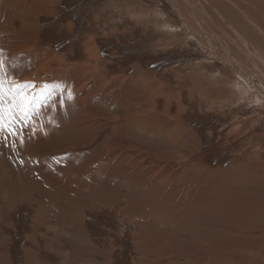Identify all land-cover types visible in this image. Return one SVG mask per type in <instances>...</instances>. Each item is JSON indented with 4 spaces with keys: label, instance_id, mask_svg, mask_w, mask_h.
<instances>
[{
    "label": "rangeland",
    "instance_id": "374dc122",
    "mask_svg": "<svg viewBox=\"0 0 264 264\" xmlns=\"http://www.w3.org/2000/svg\"><path fill=\"white\" fill-rule=\"evenodd\" d=\"M42 1L28 0V7L35 9L36 24L30 33L31 50L33 53H45L33 66L38 69L37 77L28 84L25 93L31 91L32 94L28 95L34 96L41 103V94L37 95L39 87L56 76L60 67L63 73H72L70 68L73 67L71 78L74 79L75 75V81L82 79V84L91 80L102 82L101 88L95 86L84 89L89 97H97L94 101L96 112H100L99 107L106 108L107 104L100 102L98 97L107 91L106 94L110 95L107 102L111 101L112 109H118L122 105L121 102L128 107L127 102L133 104L136 100L135 108L140 114L139 117L136 116L138 119L144 118L142 112H146L148 117H162L167 113L174 123L162 128L163 132L176 131L189 137L186 133L189 129L196 134L191 132L192 137L189 139L192 143L187 146V149L197 148L193 155L187 152L186 145L176 151L170 145H161L160 149L164 152L174 151L173 156H176L175 153L182 155L183 159L193 156L190 159L192 164L168 162L165 168L167 173H170L171 168L172 172L178 171L170 178L183 179L194 163L205 165L206 175L209 176L210 172L215 175L212 178L222 179L220 177L223 172L225 182H228L225 169L236 164L237 159L245 164L263 168L264 165L258 162L261 160L264 163V141L258 142L264 138L263 13L259 14L244 0ZM14 2L0 0V9L3 4L14 5ZM19 9L20 7L16 8V15L13 16L16 31L25 27V19L20 16ZM25 18L29 19V15L26 14ZM9 34L8 32L5 36L10 38ZM5 36L0 37V55ZM93 51L98 54L95 55ZM84 63L95 67L83 69ZM33 68L28 71L29 75H34ZM0 69L3 70L1 67ZM8 76H0L5 94V109L8 108L13 94L8 85L12 75ZM141 94L144 98L137 100ZM64 106L62 111H54L55 106L53 107L54 115H59L56 121L60 123L57 127L59 133L55 130L56 127L52 126V122L49 125L44 116L38 117L44 113L39 104L33 106V111L26 121L14 123L16 134H12L8 126L0 132V150H3L0 151V195H3L0 201L3 197L10 199V192H13L9 184L10 177L6 175L10 171L8 165L15 175L20 176L16 181L20 180L21 189L26 186L23 181L34 185L31 187L34 194L30 197L31 201H17L9 214L10 219L6 218L8 213L0 212V220L6 218L5 224L0 222V264H229L222 262V258L228 256L239 261V264H264V239L257 229V226L264 223L263 220V223L257 220L256 224H249L251 230L241 225L243 228L236 231V234L229 230L230 226L227 227L228 224H238L232 219L235 216L227 218L222 217V213H217L221 218L215 219L216 213L212 210H208L201 219L198 214L195 222L184 219L185 224L164 221L161 223L157 219H147L146 216L153 210L146 209V213L139 214L130 213V209L125 211L131 201L141 205L144 203V198L126 196L130 195L128 191L114 203L116 195L105 190L104 205L109 208L105 209L107 211L104 213L87 212L88 206L96 202L91 198L78 203L80 214L86 217L85 223L80 224V229L68 216L64 218L67 219L63 221L65 224H54L49 217L51 224H45V212L36 204L44 195L42 188L39 189L40 186L47 189L49 186L46 184L48 180L40 175L41 160L43 164L51 162L53 173V170H58L59 167L64 170L61 174H67L71 170L83 172L87 168L93 171L92 165L101 162L99 156L93 154L95 147L104 150L105 141L113 135H116L117 139H135L128 125H123L119 130L115 128L114 121L118 119L117 116L111 119L113 122L100 117L95 121L93 113L88 120L92 127L87 123L86 130H78L75 117L78 106L75 103L69 107L66 103ZM153 108L157 109L154 113ZM110 114L113 115L112 110ZM25 125L34 134H39L40 131V137L43 135V139L36 136V139L31 141L30 145H34L35 150L33 155L26 154L29 145L23 132ZM151 132L152 130L139 133V136L145 135L144 140L147 143L152 139ZM38 139L43 140L41 144L36 143ZM91 140L90 143L81 144ZM42 144H45L46 149L49 147L48 150L60 148L62 151H44ZM117 146L119 149L124 147L122 143ZM57 162H60V165H57ZM33 166L37 167V171ZM90 166L92 168H89ZM98 174L110 184L109 177L100 173V169ZM86 175L88 178H95ZM112 179H115L112 186L116 188V192L117 188H123V181L116 185L119 178ZM194 179L198 180L195 176ZM32 180L38 184H34ZM244 184L227 187V196L235 197L233 200L244 199L243 202L247 203L251 201V206L252 201H255L254 209L258 212L261 202L253 197V191L259 189L258 179L252 180L251 186L245 191H236L243 189ZM51 189L53 190L52 187ZM51 189L49 187L48 191ZM205 193L213 195L209 190ZM220 193L221 191L218 195H223ZM96 195L94 193L92 197ZM261 198H264V194H261ZM48 199H51L49 202L53 207L57 205V199L53 196L50 195ZM69 199L63 197L66 203H74ZM129 221H132L131 224ZM11 222L13 224H10ZM152 222L156 224H151ZM159 226L164 228L163 231H159ZM233 237H237V240H233L235 245L229 243ZM239 241L257 246L256 253L249 257L252 253L240 250L236 244ZM236 246L239 249H236ZM206 251L208 254H205ZM157 258L160 260L156 261Z\"/></svg>",
    "mask_w": 264,
    "mask_h": 264
},
{
    "label": "bare ground",
    "instance_id": "6f19581e",
    "mask_svg": "<svg viewBox=\"0 0 264 264\" xmlns=\"http://www.w3.org/2000/svg\"><path fill=\"white\" fill-rule=\"evenodd\" d=\"M14 1H17V2H14ZM234 1L239 2L240 0H234ZM13 2L14 3L12 4L14 5H9V3L3 4L2 8L0 9V37L3 35L5 36L8 32L10 33L9 35L11 36L10 38H7L5 36L3 40V45L1 46L2 55H0V60L2 61V65L0 67L3 70L0 69V76L3 77V74H6V76H8V74L12 75L11 77L12 79H10L11 80L10 84H8L12 88V91H13L12 93L17 91L15 87L16 85H20V86L28 85L31 81H33L37 77L38 69L33 68V66L36 64L39 58L42 57L43 54L45 53V51H39V52L33 53L31 50L32 36L30 35V33L33 31V29H35V25H36L34 21V10L35 9L33 7H30V8L28 7V0H13ZM43 2L44 1H42V3ZM244 2L252 5V7H254L255 10L259 14H262V13L264 14V0H244ZM30 6H31V3H30ZM17 7H20L19 9L20 16L25 19L23 20L25 21V27L21 31H16L14 27V23H13L14 22L13 16L16 15ZM26 14L29 15V19L25 18ZM93 53L95 55L98 54L97 51H93ZM83 66L85 67L83 69H86L87 67H91V68L95 67V65H91L88 63H84ZM32 68H33L34 75H29L28 71L32 70ZM72 68H70L72 73L68 71H65L63 73L60 67V71L56 74V76L49 79L41 87H39L38 89L39 92L37 93V95L41 94V96H39L41 103H38V104L42 106L41 111L42 112L44 111V113L43 115L38 114L39 115L38 117L41 118V116H44L46 121H49V125L52 122L54 124L52 126H54V128L56 127L55 130L57 131V133H59V129L57 127H58V124L60 123L56 122L59 119V115H56V114L54 115L53 107L55 106L54 111L56 110L62 111V107L64 106V104L66 105L67 103L69 107L70 105L75 103L78 106L77 107L78 113H77V116H75L76 122L78 124V127H77L78 130H81V131L86 130V127H88L87 123H90L88 122V120L92 116H95L96 118L95 121H97V118L100 117V118L106 119V121L108 122H113L111 119L117 116L118 119H115L114 121L115 128L119 130V129H122L123 125H128L129 129H132V134L135 137V139H130L129 137H121L117 139L116 135H113L105 141L103 145L104 150H100V149L98 150V147H95L93 154L96 156H99V158L101 159V162L99 161L100 163L98 165H92L94 167L93 171L87 168V170H84L83 172H76L75 170H71V172H68L67 174H61L62 173L61 171H64V170H60L61 168L59 167L58 170H53L55 171V173H53L51 170V166H52L50 164L51 162L43 164V161L41 160V164L39 166H41L42 173L41 174L39 173V174L45 177L46 180H48L46 181V184L48 183L49 186H48V189L44 186H40L39 189L42 188L44 195H43V199L39 203L37 202L36 204L38 208H40L42 211L45 212V216H46V218L44 219L45 221L48 222V217H49L54 222L58 223V225L65 224L63 221L67 219H64V218L68 216L70 217L69 219L72 221L73 224H74L75 218L77 219V221H75V224H76L75 226H77L80 229L81 227L80 224H83L84 218L80 214L79 211L76 212L73 209H71V206L77 205L78 203L84 202L85 200H88L91 198L92 200L96 202L91 203L88 206L87 211H89L90 209L92 210V212L104 213V211H107L105 209L109 208L108 206L104 205L106 203L104 192L105 190H108L111 193L116 195V198L113 199L114 203L120 200V197L125 193V191L130 192L129 193L130 195H126V196H130L134 198H144V203L142 205L140 203L135 204L133 201H131L125 207V211L130 209L131 210L130 213L139 214V213H143L144 211H146V209L153 210L152 212L148 213L149 215L146 216L148 220L157 219L160 222L164 221L168 223L173 222L176 224H185L184 219H189L195 222L198 214H199L198 217L201 219L205 214H207L208 210H212L213 212L216 213L215 219L221 218L220 217L221 213H222V217L232 218L233 216H235L232 219L238 224H228L227 225V227L230 226L229 230L230 231L232 230L231 232L234 234H236V231L242 229L243 227L246 228L247 230H251L252 228L249 224L251 225L256 224L257 220H259L258 222L263 223L264 221V198H261V194H264V166L263 168L257 167L255 165L252 166V165H249L248 163L245 164L243 161L237 159L236 164H233L232 167H229V168L226 167L228 169H225L224 173H225V176L227 177L228 182H225L223 172L221 174L222 177H220L222 179L212 178V176L214 177L215 175H212V172H210L209 176L206 175L207 167L205 165L203 166L201 164L194 163V165H192V167L186 172L185 177L183 179L180 177L170 178V176L175 175L178 171L172 172V168H171L170 173H167L165 168L167 167L166 164L168 162L192 164V161L190 159L193 158L192 155L195 153L194 150L197 148L187 149V146L192 143L191 140L189 139L190 136L192 137L191 132L193 134L195 133L193 131L190 132V130L188 129L186 133H187V136L189 137H186L185 134L181 135L177 133L176 131L163 132L162 128L166 126H170L171 123H174V120L168 117L167 113L165 116H162V117L160 115H154L152 117H148L146 112H142V115H144V118L138 119L136 116L139 117L140 114L135 108L136 102H137L136 100H134L133 104L130 102H127L129 104L128 107H125L124 102H121L122 103L121 106L117 105L119 106L118 109L117 108L116 110L112 109L110 107L111 101L107 102V98L110 96L109 93L106 94L107 91L102 93L98 98H100L99 100L100 102L102 103L105 102L107 104L106 108L108 110L106 108L103 109L98 106L100 109V112H96V108H95L96 106H95L94 101L97 99V97L96 96L89 97L88 93L84 89L85 88L90 89L95 86L98 88H101L103 85L102 82H100L99 80H91L90 82L82 84V79L80 81H75L74 79L77 78L75 75H74V79L71 78L74 73ZM23 91L25 92L26 89H23ZM26 94H32V93L31 91H29ZM142 97L143 95L141 94L136 99L139 100ZM72 108L74 107L72 106ZM74 110H76V108H74ZM110 110L113 111V115L110 114ZM155 110L157 109L153 108L152 113H154ZM70 112H71V109H70ZM91 114L93 115L90 116ZM91 127H92V124L90 123V128ZM23 128H24V125H23ZM33 128L35 129V127ZM38 128H37V132H38ZM151 130H152L151 132L152 139L146 143L144 140L145 135L140 137L139 133H143V132H147ZM243 130L244 129H242V131ZM51 131L53 130L51 129ZM23 132H24V135L27 137L26 140L29 145L28 146L29 148L26 150V154L33 155V152L35 150H34V145H30L31 141L36 139L35 138L36 136L39 138L40 137L39 134L41 133L39 131V134H38L36 131H34L37 133V134H34L32 130L28 128V126L26 125H25V131ZM16 133L17 132H15V134ZM46 133H47V129H46ZM30 135L32 136L29 137ZM41 137L43 139V135H41ZM41 140L40 139L36 140V143L41 144ZM252 141H254L253 138H252ZM263 141H264V138L263 140H260L258 142H263ZM90 142H92V140L89 142H82L81 144L90 143ZM118 143H122L124 147H121V149H119L117 146ZM42 145H43L41 146L43 147L42 150L50 151L51 153H57L61 150L60 148H57V149L52 148L53 150H48L49 147L48 149H46L44 146L45 144H42ZM161 145L166 146V147L170 145L173 148H175L174 149L175 151L176 149L178 150L184 147V145H186L187 152L191 153L192 155L187 156L186 159H183L182 155H180L179 153H175L174 155L176 156H173L172 154L174 153V151L164 152L162 149H160ZM259 152L261 153V148L259 149ZM102 159H105V160L103 161ZM258 162L260 163V165L262 164L264 165V163L261 160H259ZM53 163L54 162L52 161V164ZM59 163L60 162H57V165ZM34 167L35 166H33V168ZM36 168L37 167H35L34 169L36 170ZM8 169L10 171L8 170L9 172L6 175L10 177L11 183L9 184L11 185L10 187L12 188L13 192H10V199L8 198L7 200L5 197H3L0 203H2L4 207L12 208L19 200L21 202L24 200H26V202L31 201L30 197L34 195L31 187H33L34 185L31 186V182L29 181L28 182L23 181L25 182L26 186L24 188L21 186L23 189L22 190L19 187L20 180L18 179L17 180L18 182L16 181V179L20 176H18V174L15 175L14 171L10 168L9 165H8ZM30 169L28 170L31 171ZM98 169H100V173L106 174L109 177L110 184L107 181H104V179L98 174ZM217 173H219V171ZM86 174L92 175V177H95V178H88ZM30 175L31 174L27 176L30 177ZM194 176L198 178V180L194 179ZM112 177L119 178L116 185L119 184L121 181H123L124 183L123 188H117L118 190L117 192H116V188H113L112 186L115 184V179H112ZM254 179H258L259 189L257 191H253V195H255L253 197L255 198V200L261 202L260 208L257 210L258 212H255V209H254L256 208L255 201H252V206H253L252 207L251 205H249L251 201H249L248 203L246 201L243 202L244 199L241 200L240 198L233 200L235 197L232 198V196L231 197L227 196L228 193L226 191L227 187H237L238 185L243 184V183H245L244 188L241 190L237 189L236 191L238 192L240 191L242 192V190L245 191L251 186L252 180ZM178 181H182V183H178ZM34 184H38V182L37 183L34 182ZM49 187L50 189L51 187L53 188V190L51 189V191H53L56 195L52 194L51 191H48ZM207 189L213 195H206L205 191L208 192ZM20 190H21V193H20ZM218 190L219 192L221 191L223 195H218L219 194ZM94 193H96L97 195L92 197ZM57 194H58V197H57ZM60 194L70 198L69 200H73L74 203H71V201L70 203H66L63 200L64 196H61ZM50 195L53 196L55 199H57L56 201L57 205L56 206L54 205V207L51 205L52 203L50 204L49 202L51 200V199L50 200L48 199ZM52 201L55 202V200H52ZM59 201H61V203ZM133 210L135 213L133 212ZM217 213H220V214H217ZM131 222L132 221H129L130 224ZM151 224H156V222H152ZM241 225L243 227H241ZM257 227H258L257 228L258 231L262 233V238L264 239V223L261 224V226H257ZM163 229H164L163 227L161 228L159 226V231H163ZM236 238L233 237V239H231L229 243L235 245L234 241L237 240ZM258 242L260 243L261 241L259 240ZM236 244H238L240 250L243 249L245 253H248V254L252 253L251 255H248L249 257H252L256 253L255 251L257 250V246H254L248 242L243 243L240 241L237 242ZM59 248H62V247H59ZM239 248H237L236 246V249H239ZM200 252L202 251L200 250ZM205 254H208L207 251ZM217 254L219 255L220 253L217 252ZM155 260L156 261L160 260V258L159 259L157 258ZM155 260L153 263H155ZM235 260L236 259H233L230 256L222 258V262H226L229 264H239V261H235Z\"/></svg>",
    "mask_w": 264,
    "mask_h": 264
},
{
    "label": "snow or ice",
    "instance_id": "6c2138e0",
    "mask_svg": "<svg viewBox=\"0 0 264 264\" xmlns=\"http://www.w3.org/2000/svg\"><path fill=\"white\" fill-rule=\"evenodd\" d=\"M2 65V61H0ZM17 91L14 92L9 101L8 108H4V93H3V81L0 80V132H2L5 126L12 134H15L13 125L15 122L26 121L29 118L30 113L33 111V106L38 104L39 101L31 95L26 94L23 89L28 88V85L15 86Z\"/></svg>",
    "mask_w": 264,
    "mask_h": 264
},
{
    "label": "crops",
    "instance_id": "0c3cea01",
    "mask_svg": "<svg viewBox=\"0 0 264 264\" xmlns=\"http://www.w3.org/2000/svg\"><path fill=\"white\" fill-rule=\"evenodd\" d=\"M261 152H262V149H261ZM257 160H258V159H257ZM89 168H92V167L90 166ZM79 204H80V203H79ZM79 204L74 205V206H71V209L75 210L76 212L79 211V210H78V208H79ZM0 206H2V207H0V212L3 213V214L8 213L6 218L10 219L9 214H10L11 211L13 210V209H12L13 207H12V208H6V207H4V205H3L2 203H0ZM11 209H12V210H11ZM5 211H6V212H5ZM87 212H92V210L89 209V211H87ZM6 218L0 220V222H1L2 224H5V223H6V222H5ZM83 218H84V221H83V224H84V223H85V219H86V217L83 216ZM75 221H77L76 218H75ZM75 221H74V224H75ZM45 222H46V221H45ZM45 222H44V223H45ZM44 223H42V224H44ZM10 224H13V223L11 222ZM45 224H51V223H49V221H48V222H46ZM54 224H58V223L54 222ZM81 234H82V233H81Z\"/></svg>",
    "mask_w": 264,
    "mask_h": 264
}]
</instances>
